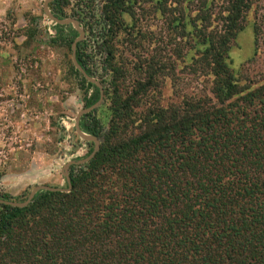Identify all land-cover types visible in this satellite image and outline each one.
Masks as SVG:
<instances>
[{"label": "trees", "instance_id": "trees-1", "mask_svg": "<svg viewBox=\"0 0 264 264\" xmlns=\"http://www.w3.org/2000/svg\"><path fill=\"white\" fill-rule=\"evenodd\" d=\"M95 1L72 16L87 32L76 59L103 88L80 117L99 149L69 165L70 187L51 186L67 190L24 206L0 194V264H264V70L251 77L230 54L254 2ZM70 4L48 7L63 19ZM50 21L72 53L78 31ZM68 70L96 103L100 87Z\"/></svg>", "mask_w": 264, "mask_h": 264}, {"label": "rangeland", "instance_id": "rangeland-1", "mask_svg": "<svg viewBox=\"0 0 264 264\" xmlns=\"http://www.w3.org/2000/svg\"><path fill=\"white\" fill-rule=\"evenodd\" d=\"M44 1L0 0V194L27 197L35 185L44 184L41 180L32 181L38 174H53L52 182L45 184L65 187L62 160L65 164L84 157L88 150L87 142L74 130L77 113L87 107L83 91L68 70L72 53L50 41L55 30L44 12ZM252 1L248 24L238 34L230 54L235 68L245 64L249 75L258 78L264 70V0ZM85 2L70 0L68 17L76 19L72 15ZM94 4L98 11V0ZM253 21L260 28V46L255 61L250 63ZM34 24L38 34L28 40L25 33ZM188 85L195 91L201 88L194 81ZM170 92L166 81V100ZM42 160L45 166H40Z\"/></svg>", "mask_w": 264, "mask_h": 264}, {"label": "water", "instance_id": "water-1", "mask_svg": "<svg viewBox=\"0 0 264 264\" xmlns=\"http://www.w3.org/2000/svg\"><path fill=\"white\" fill-rule=\"evenodd\" d=\"M51 0H45L44 1V4H43V9H44V12L45 14L47 15V17L56 22V23H59V24H72L74 26V28L78 31L79 35L76 37V39H74V41L72 42V45H71V49H72V54H71V59H72V63L74 65V67L81 73L82 76H84L88 81L90 82H94L96 83L99 87H100V97L98 99V101L96 103H94L93 105H91L90 107H87V108H84L82 109L81 111L78 112L77 114V117L75 119V128H76V133L77 135L80 136V138H82L84 141H92L93 142V149L91 151V153L84 157V158H81V159H73V160H70L68 161L64 167H63V170H62V173L64 175V177L66 178V181L68 183V186L70 187L69 183H70V179H69V175H68V168H69V165L71 164H74V163H77V164H80V163H84L88 160H90L94 155L95 153L98 151L99 149V140L92 136V135H89L87 133H85L84 131H82L81 127H80V124H79V119L80 117L97 108L101 102L103 101V88L101 86V84L99 83V81L97 79H95L94 77H90L86 72L85 70L81 67V65L78 63L77 59H76V43L78 41H80L83 37H84V30L79 26V23L76 19L74 18H70V17H66V18H63V19H60L58 17H56L49 9L48 7V4ZM42 189H47V190H56V189H62V190H67L66 188H54V187H51L50 185H46V184H40V185H35L31 191L29 192L27 198L23 201V202H8V203H12L14 205H18V206H24V205H27L34 197V195L39 191V190H42ZM0 201H3L2 199H0Z\"/></svg>", "mask_w": 264, "mask_h": 264}, {"label": "crops", "instance_id": "crops-1", "mask_svg": "<svg viewBox=\"0 0 264 264\" xmlns=\"http://www.w3.org/2000/svg\"><path fill=\"white\" fill-rule=\"evenodd\" d=\"M78 114V113H77ZM76 117H77V115H76ZM76 119V118H75ZM79 124H80V119H79ZM74 130L76 131V128H75V125H74ZM79 136V135H78ZM80 137V136H79ZM82 139V138H81ZM83 140V139H82ZM86 142H89V141H86ZM67 160H68V158H67ZM66 160V161H67ZM44 161L45 160H42L41 161V164H40V166H45V164H44ZM70 161V160H69ZM68 162V161H67ZM66 162V163H67ZM65 163V164H66ZM64 160H62V163H61V165L60 166H62V169H63V167H64ZM40 172V171H39ZM39 172H37V173H39ZM51 174V173H50ZM39 175V174H38ZM38 175H36V179H32V181H37V180H41V182H43L44 184L45 183H51L52 182V177H50V176H54L53 174L52 175H50V176H48V177H44L45 175H43L42 174V176H38ZM54 178V177H53ZM40 182V181H39ZM47 185V184H46ZM26 186H28V185H26Z\"/></svg>", "mask_w": 264, "mask_h": 264}, {"label": "flooded vegetation", "instance_id": "flooded-vegetation-1", "mask_svg": "<svg viewBox=\"0 0 264 264\" xmlns=\"http://www.w3.org/2000/svg\"><path fill=\"white\" fill-rule=\"evenodd\" d=\"M73 26V25H72ZM79 26H80V23H79ZM83 26V25H82ZM74 27V26H73ZM84 30H85V28H84ZM84 35H87V32H86V30H85V33H84Z\"/></svg>", "mask_w": 264, "mask_h": 264}]
</instances>
